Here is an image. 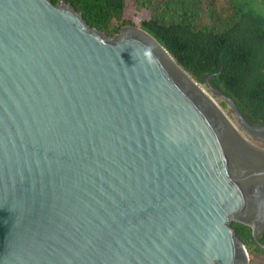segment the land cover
<instances>
[{"label":"water","instance_id":"1","mask_svg":"<svg viewBox=\"0 0 264 264\" xmlns=\"http://www.w3.org/2000/svg\"><path fill=\"white\" fill-rule=\"evenodd\" d=\"M205 94L139 27L0 0V264H248L232 223L264 250V152Z\"/></svg>","mask_w":264,"mask_h":264},{"label":"trees","instance_id":"2","mask_svg":"<svg viewBox=\"0 0 264 264\" xmlns=\"http://www.w3.org/2000/svg\"><path fill=\"white\" fill-rule=\"evenodd\" d=\"M65 2L86 23L110 37L126 21V0H51ZM149 12L139 28L150 34L207 89L205 80L231 98L251 125H264V0H132ZM248 264H264V250L249 227L233 222ZM264 244V232L259 237Z\"/></svg>","mask_w":264,"mask_h":264},{"label":"rangeland","instance_id":"3","mask_svg":"<svg viewBox=\"0 0 264 264\" xmlns=\"http://www.w3.org/2000/svg\"><path fill=\"white\" fill-rule=\"evenodd\" d=\"M126 3H127V6H126L125 13H124V18L126 21H129L132 23V25H128V26L139 27L140 21L149 17V12L146 10H142V11L137 13L135 11L133 5H132V0H126ZM204 89L208 92L210 97L216 102V105L218 107L220 106L219 109L221 110L222 114L228 116V119H229L230 123L232 124L231 126L235 128V129L234 128L233 129L236 131L238 128L241 131L242 134L239 133L238 130L236 132L243 136V138H244L243 141H245L251 147L264 152V142L251 138L239 127V125L236 122L235 116L231 110V106L224 99L216 97V96L212 95L208 91V89H206V88H204Z\"/></svg>","mask_w":264,"mask_h":264},{"label":"bare ground","instance_id":"4","mask_svg":"<svg viewBox=\"0 0 264 264\" xmlns=\"http://www.w3.org/2000/svg\"><path fill=\"white\" fill-rule=\"evenodd\" d=\"M190 77V76H189ZM211 101H212V103H213V99L210 97V95L209 94H205ZM215 102V101H214ZM218 107V106H217ZM220 112H221V110H220ZM221 114H222V112H221ZM226 119H227V121H228V123L230 124V125H232L231 123H230V121H229V119H228V116H226V115H224V114H222ZM232 128H234V127H232ZM235 129V128H234ZM237 131V130H236ZM240 137H241V139L243 138V136L241 135V134H239V133H237ZM244 139V138H243Z\"/></svg>","mask_w":264,"mask_h":264}]
</instances>
